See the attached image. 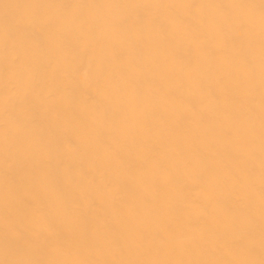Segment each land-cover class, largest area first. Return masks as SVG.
I'll return each mask as SVG.
<instances>
[{
  "label": "bare ground",
  "instance_id": "1",
  "mask_svg": "<svg viewBox=\"0 0 264 264\" xmlns=\"http://www.w3.org/2000/svg\"><path fill=\"white\" fill-rule=\"evenodd\" d=\"M0 264H264V0H0Z\"/></svg>",
  "mask_w": 264,
  "mask_h": 264
}]
</instances>
